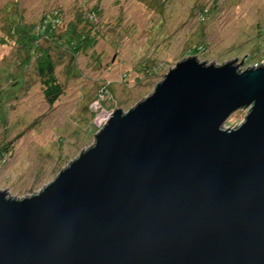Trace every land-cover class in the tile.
<instances>
[{"label": "water", "instance_id": "95a60500", "mask_svg": "<svg viewBox=\"0 0 264 264\" xmlns=\"http://www.w3.org/2000/svg\"><path fill=\"white\" fill-rule=\"evenodd\" d=\"M234 60L177 61L38 192L0 191V264H264V64Z\"/></svg>", "mask_w": 264, "mask_h": 264}, {"label": "rangeland", "instance_id": "374dc122", "mask_svg": "<svg viewBox=\"0 0 264 264\" xmlns=\"http://www.w3.org/2000/svg\"><path fill=\"white\" fill-rule=\"evenodd\" d=\"M195 1L171 0L160 15L145 0H87V7L99 3L102 22L114 23L117 36L98 38L91 31L95 39L92 46L75 53L63 49L50 52L62 86L58 98L50 104L34 62L23 65L16 54L13 56L16 52L5 32L4 10L17 8L24 20L33 21L45 10L58 8L62 11L59 27L65 28L83 0H0V79L6 67L12 66L14 71L21 70L24 81L1 85L0 80V88L4 87L0 191L8 192L10 198L38 192L94 142L99 116L133 107L183 58L195 56L200 62L215 65L236 58L232 64H238L239 71L264 64V34L259 35V29H264V0H218L215 13L203 21L193 7ZM211 2L198 0L196 5L210 6ZM200 40L203 48L191 55V48ZM144 55L159 65L151 77L136 68ZM8 90L16 91L13 98ZM247 111L248 107H243L230 113L225 126L239 125ZM90 126L95 129L86 133ZM61 154L62 159H58Z\"/></svg>", "mask_w": 264, "mask_h": 264}, {"label": "trees", "instance_id": "16d2710c", "mask_svg": "<svg viewBox=\"0 0 264 264\" xmlns=\"http://www.w3.org/2000/svg\"><path fill=\"white\" fill-rule=\"evenodd\" d=\"M197 1L198 0L193 3V7L199 15V18L202 19V21L205 19L209 20V14L211 13L213 15V11L215 13L218 0H216V6H214L215 0H212L210 6H207V3L196 5ZM145 2L148 7L156 10L161 15L170 4L171 0H145ZM98 4L99 3H96L91 7H87V0H83V2L74 9L73 17L67 22L65 28L59 27L62 20V11L58 8L45 10L42 15L33 21L24 20L22 14H20V10L17 8L13 10H10V8L4 10L6 15L5 32L10 38L9 41L13 44L16 52L13 56L16 54L15 57H17L23 65L27 64V62H34V69L44 87L45 98L50 104L54 103L62 91L61 83L58 81L55 74V61L50 55V52L63 49L75 53L80 49L92 46L95 39L93 35H91V31L95 32V36L98 38L109 34L117 36V27L114 23H109V21L102 22V10L98 7ZM159 23H162V20ZM259 31L260 36L264 34V29H259ZM153 32L156 34L155 31ZM8 39L1 40L8 42ZM152 39L155 40V37L152 36ZM159 40L160 38L157 42H159ZM198 42L199 43L196 44L194 48H191V55L197 54L203 48L204 43L202 40ZM254 52H257V50ZM262 58L264 61V56ZM139 60L142 61L138 62V64L136 62V68L147 77H151L159 68L158 63L156 64V61H153L148 55L142 56ZM16 64L17 63H15V65ZM10 68L11 69L6 67L7 72L5 71L3 78L0 79L1 85L5 83H15L17 81V83L22 84L24 81L21 76V70L14 71L12 66ZM3 89L4 87L1 86L0 106L3 98ZM15 93L16 91L8 90V95L12 98ZM94 129L93 126H90L85 132L89 133ZM95 131L97 130H94V132ZM63 141L64 139L61 140V142ZM3 152L4 151L1 153ZM58 159H62V154ZM59 166L60 165L56 166V170Z\"/></svg>", "mask_w": 264, "mask_h": 264}, {"label": "built area", "instance_id": "2783aa9c", "mask_svg": "<svg viewBox=\"0 0 264 264\" xmlns=\"http://www.w3.org/2000/svg\"><path fill=\"white\" fill-rule=\"evenodd\" d=\"M110 114H112V112H108L106 115H101L98 117L97 119V126L100 128L101 126H103V124L105 123V121H107L109 119Z\"/></svg>", "mask_w": 264, "mask_h": 264}, {"label": "clouds", "instance_id": "9594fccd", "mask_svg": "<svg viewBox=\"0 0 264 264\" xmlns=\"http://www.w3.org/2000/svg\"><path fill=\"white\" fill-rule=\"evenodd\" d=\"M98 129H99V128H98ZM97 131H98V130H97ZM97 131H96V132H97Z\"/></svg>", "mask_w": 264, "mask_h": 264}]
</instances>
